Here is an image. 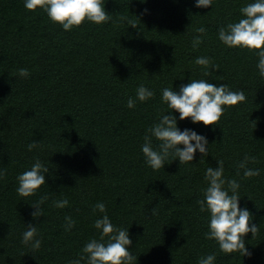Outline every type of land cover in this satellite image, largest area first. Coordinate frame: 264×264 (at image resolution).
I'll list each match as a JSON object with an SVG mask.
<instances>
[{
  "label": "trees",
  "instance_id": "16d2710c",
  "mask_svg": "<svg viewBox=\"0 0 264 264\" xmlns=\"http://www.w3.org/2000/svg\"><path fill=\"white\" fill-rule=\"evenodd\" d=\"M251 2L213 0L198 8L194 0H105L108 22L85 20L66 31L41 8L0 0V264L80 258L87 242L100 239L94 227L104 215L94 211L99 202L114 226L128 229L133 264H199L209 254L215 264H264V77L256 67L258 50L230 48L218 38ZM197 57L210 58L209 76ZM20 68L29 75L21 77ZM191 79L226 84L246 99L225 106L216 125L178 120L181 130L207 138L208 154L197 150L193 161L181 164L169 156L164 168L153 170L141 145L168 111L161 90H178ZM141 84L154 96L127 107ZM33 140L37 146L29 151ZM152 143L155 148L160 141L153 137ZM245 155L255 157L246 166L259 175H243L238 166ZM37 159L49 168L46 183L21 197L16 177ZM218 161L224 178L239 182L240 207L258 226L244 236L250 254H226L205 237L209 213L197 201L207 186L206 169ZM42 198L43 215L34 217L33 205ZM63 199L68 205L54 206ZM66 217L74 221L70 230ZM29 224L41 240L38 249L22 243Z\"/></svg>",
  "mask_w": 264,
  "mask_h": 264
},
{
  "label": "clouds",
  "instance_id": "9594fccd",
  "mask_svg": "<svg viewBox=\"0 0 264 264\" xmlns=\"http://www.w3.org/2000/svg\"><path fill=\"white\" fill-rule=\"evenodd\" d=\"M147 0H141L146 3ZM195 6L207 8L212 5L213 0H194ZM24 7L28 10L43 9L53 23H59L61 27L70 31L80 26L85 20L101 24L110 20V14L104 9L105 0H23ZM147 11V9H145ZM242 18L238 22L229 23L227 27H221L218 31L219 40L228 47L247 48L258 50L256 55L258 61L256 67L259 75L264 77V0H252L240 9ZM131 23V22H130ZM135 26V24H132ZM204 33L201 27L198 30ZM197 37L195 44H199ZM195 63L204 66V76H209L207 70L211 61L208 57H197ZM217 67V66H213ZM18 74L27 77L29 71L20 68ZM161 100L167 105L168 111L162 114L151 127L146 130L144 143L141 145L144 161L153 170L164 168L169 156L178 158L180 164L194 160L197 150L206 156L208 154L209 142L207 138L197 133L194 129L178 127V120L190 118L193 123L203 122L204 125H216L225 111V106L236 105L246 99L242 91H232L226 84L216 85L206 79H191L187 84H180L178 90L165 87L161 90ZM154 96V92L141 84L136 89L135 99L129 97L127 107L134 108L136 101L144 102ZM179 113V116L175 113ZM153 137L160 141L157 147H153ZM33 140L28 145L29 151L37 146ZM182 145V147H181ZM255 160V157L245 155L240 162L239 168L243 169L245 177L257 176L259 169L248 168L247 161ZM49 168L38 159L30 169L18 174L17 193L21 197H28L46 183L45 174ZM5 172L0 170V178ZM207 186L203 189V198L198 200L201 212L209 213L208 231L205 233L207 239L215 240L222 252L231 254L240 252L243 255L250 254L245 246V234L252 235L258 231V226L251 223V214L247 208H241L239 204L238 189L240 184L236 179L224 178L223 161H218L217 166L208 167L205 171ZM227 185V186H225ZM38 201L33 206L36 211L34 217L43 215ZM67 199L54 202V206L63 208L68 205ZM104 213L94 221V227L100 232V239H91L87 242L80 258L73 260L70 264H133L137 257L130 249L132 240L128 229L119 228L112 224L106 213V206L99 202L94 211ZM65 230L74 226V221L66 217ZM37 229L34 225H27L22 233V243L31 245L38 249L41 240L36 238ZM107 237V242L104 238ZM215 255L209 254L199 259V264H215Z\"/></svg>",
  "mask_w": 264,
  "mask_h": 264
}]
</instances>
